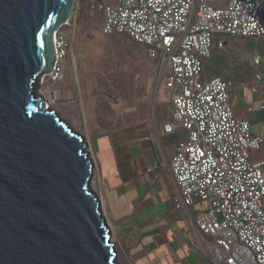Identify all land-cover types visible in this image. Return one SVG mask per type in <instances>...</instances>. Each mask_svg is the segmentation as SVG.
Instances as JSON below:
<instances>
[{
  "label": "built area",
  "instance_id": "obj_1",
  "mask_svg": "<svg viewBox=\"0 0 264 264\" xmlns=\"http://www.w3.org/2000/svg\"><path fill=\"white\" fill-rule=\"evenodd\" d=\"M98 10L103 34L143 46L159 86L164 81L172 121L162 136L178 139L170 159L173 206L186 218L194 252L210 264H264V158L254 156L264 134L236 117L234 83L205 75L215 49L264 38V0H102ZM54 43L56 63L46 78L57 83L71 47L58 33ZM252 63L251 91L264 95L263 60Z\"/></svg>",
  "mask_w": 264,
  "mask_h": 264
},
{
  "label": "water",
  "instance_id": "obj_2",
  "mask_svg": "<svg viewBox=\"0 0 264 264\" xmlns=\"http://www.w3.org/2000/svg\"><path fill=\"white\" fill-rule=\"evenodd\" d=\"M76 1L0 0V264H120L89 145L37 92Z\"/></svg>",
  "mask_w": 264,
  "mask_h": 264
},
{
  "label": "rangeland",
  "instance_id": "obj_3",
  "mask_svg": "<svg viewBox=\"0 0 264 264\" xmlns=\"http://www.w3.org/2000/svg\"><path fill=\"white\" fill-rule=\"evenodd\" d=\"M94 2L95 0L76 1L72 21L58 32L71 47L62 79L53 83L44 77L37 92L47 103H51V110L56 111L71 128L85 137L89 145L87 150L95 162L92 188L102 202L103 214L112 231V241L116 244L118 262L141 264L136 262L131 254L130 247L135 245L132 242H140V238L145 235L142 232L149 230L151 240L163 248L161 240L164 239L161 235H154V230L160 232L163 227L168 226L165 220L166 206L162 205V211L139 220L143 224L140 233L130 235L125 232L130 225H125L122 220L120 223L115 222L105 210L102 197L106 187L100 183L96 168L99 154L97 138L118 128L145 121L155 122L158 130V127L171 121L172 109L166 96L164 81L160 83L156 92L158 83L156 67L148 60L145 49L125 36H105L102 31L103 16L100 10L93 8ZM233 41L231 42L234 52L252 55L257 48L256 51L264 59V38L259 39L257 43L246 45L247 48L241 43L246 40ZM252 61L249 57L242 59L245 74L256 72ZM257 71L264 75V64ZM161 128L162 133L163 127ZM161 133L159 132L160 135ZM157 137L155 141L163 156L162 145ZM177 141L175 136L169 141V144L174 145V151ZM152 160L154 159L148 155L149 164H152ZM157 187L161 190L160 198L173 205L176 189L172 183L162 178ZM142 191L141 188V194L144 195ZM174 220L171 226L183 233L188 250L192 251L194 241L189 234L185 216L177 213ZM168 250L172 254H179V249L173 244ZM161 253L166 251L163 250ZM158 256L161 257L160 254Z\"/></svg>",
  "mask_w": 264,
  "mask_h": 264
},
{
  "label": "crops",
  "instance_id": "obj_4",
  "mask_svg": "<svg viewBox=\"0 0 264 264\" xmlns=\"http://www.w3.org/2000/svg\"><path fill=\"white\" fill-rule=\"evenodd\" d=\"M259 39L246 40L241 43L247 48L246 45L257 43ZM233 42L229 43L225 50L216 49L214 51L213 57L206 65V74L208 77L219 76L234 82L232 106L236 117L248 120L251 123L253 134H264V111L261 110L264 105V95L257 96L252 93L250 85L253 75L245 74L246 69L241 64L242 59L246 57L253 60L255 56H260L263 60L261 65H263V56L256 51L257 48L252 55L234 52ZM249 109L253 111L249 112ZM155 126H157L155 122L145 121L118 128L97 138L99 154L96 168L100 183L106 187L102 197L105 210L115 222L120 223L122 220L125 225H130L125 232L132 235L142 231L143 224L139 222L141 218L158 213L162 211V205L166 206L165 220L168 226L163 227L160 232L157 229L154 230V235H161L164 239L161 240L163 248L161 249L157 242L156 244L151 240L149 230L142 232L145 235L140 238V242H132L135 245L132 244L134 246L130 247L136 262L141 264H210L193 250L189 251L183 233L171 226L178 212L175 211L173 205L160 198L161 190L157 185L163 178L172 183L176 189L170 173V159L174 154V145L169 144L172 137H166L161 143L163 152L161 156L159 145L155 141L157 136ZM161 127L162 125L158 127L160 133ZM148 155L154 159L152 164L147 161ZM255 158H264V145L255 154ZM156 163L159 164L158 168L148 174V169ZM141 188L144 195L141 194ZM175 193L177 195V190ZM172 244L179 249L178 255L168 250L172 248ZM163 250L166 253H161ZM159 254L161 257L158 256Z\"/></svg>",
  "mask_w": 264,
  "mask_h": 264
},
{
  "label": "trees",
  "instance_id": "obj_5",
  "mask_svg": "<svg viewBox=\"0 0 264 264\" xmlns=\"http://www.w3.org/2000/svg\"><path fill=\"white\" fill-rule=\"evenodd\" d=\"M101 4V2H100V0H95V2H94V4H93V7L95 6V9H97L98 10V7H99V5ZM126 37V36H125ZM134 42V41H133ZM135 43V42H134ZM135 44H137V43H135ZM137 45H139V44H137ZM139 46H141V45H139ZM141 47H143V46H141ZM144 48V47H143ZM145 49V48H144ZM216 50V49H215ZM207 63H208V61H207ZM207 63H206V65H207ZM154 65V64H153ZM155 66V65H154ZM254 73H252V75H253ZM205 75H206V77L207 78H213V77H208L207 76V74H206V68H205ZM214 77H219V76H214ZM228 80V79H227ZM233 82V81H232ZM234 83V82H233ZM235 85V84H234ZM171 121H172V119H171ZM170 121V122H171ZM170 122H168V123H170ZM165 125V124H164ZM164 125H162V127L164 126ZM166 137H163L162 135H161V143H163V141H164V139H165Z\"/></svg>",
  "mask_w": 264,
  "mask_h": 264
},
{
  "label": "bare ground",
  "instance_id": "obj_6",
  "mask_svg": "<svg viewBox=\"0 0 264 264\" xmlns=\"http://www.w3.org/2000/svg\"><path fill=\"white\" fill-rule=\"evenodd\" d=\"M47 103V102H46ZM47 106H48V108H49V110H51L50 108H51V103H47Z\"/></svg>",
  "mask_w": 264,
  "mask_h": 264
}]
</instances>
